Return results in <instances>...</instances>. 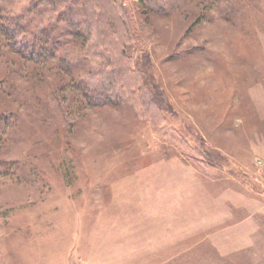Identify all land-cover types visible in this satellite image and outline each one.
I'll return each mask as SVG.
<instances>
[{
	"label": "rangeland",
	"instance_id": "1",
	"mask_svg": "<svg viewBox=\"0 0 264 264\" xmlns=\"http://www.w3.org/2000/svg\"><path fill=\"white\" fill-rule=\"evenodd\" d=\"M59 4L0 0V264H264V0H121L151 115Z\"/></svg>",
	"mask_w": 264,
	"mask_h": 264
},
{
	"label": "trees",
	"instance_id": "2",
	"mask_svg": "<svg viewBox=\"0 0 264 264\" xmlns=\"http://www.w3.org/2000/svg\"><path fill=\"white\" fill-rule=\"evenodd\" d=\"M119 1L120 2H118V0H66L63 2L59 0V5L64 7V12L68 11L70 14L76 12L77 6L80 15L86 18V20L82 18L83 21H87L91 17L89 14L90 9L86 6L91 5L100 8V11H98V13L96 12L95 25L98 27L97 35L100 41L99 46L103 49L101 56L103 58L102 63H104V69L107 68V71L114 77V84L118 83V86L122 85L123 92L128 90L125 86L128 87L130 89L128 92L132 95L131 98L135 101L137 100L140 105L143 104L147 106L145 84L142 81L138 83V78L134 75V70H131L128 49L127 51L125 50V54L122 49H120V46L124 44L123 40L126 41V37L122 36V34L127 31L126 36H129V23H131V21L125 9L121 6V0ZM29 11H31V9H29ZM21 20L22 17H11L6 15L5 12H0L1 33L9 38L15 36L16 33L21 30ZM33 38H35V42L38 44H35L30 49L29 55L31 58H44L52 54V45L49 39L43 40L42 43L36 36H33ZM134 66L136 67V64H134ZM119 67L122 69V73L117 75L118 73L116 71ZM122 77L127 78L125 84H123L124 81ZM132 80H135L133 84H131ZM148 102L153 103L155 107L158 106L154 97L150 98ZM149 109L150 111H146V113L151 115L153 111H151V108Z\"/></svg>",
	"mask_w": 264,
	"mask_h": 264
}]
</instances>
